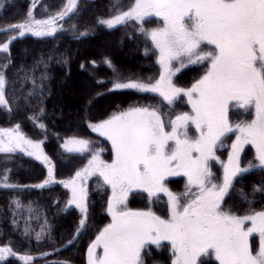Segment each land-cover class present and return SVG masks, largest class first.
Wrapping results in <instances>:
<instances>
[{
  "label": "snow or ice",
  "instance_id": "obj_1",
  "mask_svg": "<svg viewBox=\"0 0 264 264\" xmlns=\"http://www.w3.org/2000/svg\"><path fill=\"white\" fill-rule=\"evenodd\" d=\"M77 3L78 0H67L64 8L47 20L35 19L30 10L25 22L5 31L18 32L19 36L53 35L58 30L56 20L73 13ZM113 11L115 15L98 19L97 23L113 28L130 20L143 24L153 15L162 18L163 27L147 34L159 51L158 63L164 72L154 83L151 78L145 82L140 78L117 77L109 91L156 93L168 104L184 95L192 105L193 114L177 115L169 121L170 131L165 130L159 112L149 107H129L89 125L111 141L115 158L106 163L97 152L84 169L76 172L74 179L65 182V187L72 189L70 203H75L83 214L77 234L87 220L86 191L81 187L78 194L77 180L98 174L112 190L107 209L112 222L89 247L88 264H145L142 253L150 252L152 245L160 247L162 241L171 242L175 256L172 264H205L202 258L212 255L219 264H264V211L238 216L221 210L233 179L255 167L251 163L247 168L240 167L239 154L245 144L255 147L258 167L264 169V0H131L126 10L121 0H114ZM204 45L213 47L205 51ZM0 51L8 52V43L0 45ZM173 61L179 62L174 70ZM204 61L210 67L190 88L172 83V77L181 68ZM105 63L112 67L111 61ZM6 83L0 74V106L5 108L8 107ZM232 101L242 108L253 107L255 119L233 128L228 120ZM189 122L198 130L196 139L188 136ZM233 131L240 135L231 145L223 183L216 185L210 182L208 162L218 159L215 147ZM24 145L33 149L29 155L50 164L40 152L39 143L19 134V125L10 130L0 129V153L25 151ZM64 148L68 152L84 153L89 151L90 141L71 138ZM180 174L187 176L188 185L199 188V194H192L183 204L181 197L164 185L166 177ZM51 182L49 167V179L37 187L43 188ZM133 189H143L150 197L165 193L170 204L169 218L162 219L151 210L121 208ZM254 191H264V183L254 187ZM189 193L190 188L183 195L187 197ZM249 222L250 226L245 227ZM253 234L259 237L255 254L250 244ZM100 248L102 255L97 256L96 250ZM5 253L15 255L10 248L0 247V260ZM21 259L31 264V257Z\"/></svg>",
  "mask_w": 264,
  "mask_h": 264
},
{
  "label": "trees",
  "instance_id": "obj_2",
  "mask_svg": "<svg viewBox=\"0 0 264 264\" xmlns=\"http://www.w3.org/2000/svg\"><path fill=\"white\" fill-rule=\"evenodd\" d=\"M45 2L57 13L63 0ZM121 3L126 10L131 0ZM113 4L114 0H78L76 10L58 20L62 30L37 37L5 31L25 22L29 7L24 0H0V45L8 43V52L0 51V74L7 81L8 101L7 108L0 106V128L19 125V132L27 140L39 143L50 161L44 164L22 152L0 153V247L10 248L15 254L0 264H26L21 259L24 256L32 258L31 264H87L89 247L110 223V191L95 175L85 183L87 220L77 234L83 214L71 206L70 191L62 182L86 167L97 152L106 163L113 159L110 141L89 125L129 107L155 109L165 120L189 111L183 97L168 104L152 93L109 91L117 77L148 82L160 73L158 53L147 34L155 22L130 21L113 28L97 23L98 19L115 15ZM13 36L17 38L12 39ZM106 60L111 61L112 67ZM205 72V65L188 66L175 75L173 83L188 89ZM71 138L90 141L89 151L68 152L64 144ZM230 139L231 136L225 141L230 143ZM228 151L227 147L218 154L226 158ZM49 167L57 182L37 187L49 179ZM262 183L264 169L238 175L221 210L238 216L264 211V191H254ZM131 196L130 200L136 203L147 202L142 207H150L162 218L167 216L164 195ZM251 241L255 251L257 238ZM142 255L145 264H156L151 261V251Z\"/></svg>",
  "mask_w": 264,
  "mask_h": 264
},
{
  "label": "rangeland",
  "instance_id": "obj_3",
  "mask_svg": "<svg viewBox=\"0 0 264 264\" xmlns=\"http://www.w3.org/2000/svg\"><path fill=\"white\" fill-rule=\"evenodd\" d=\"M24 1H26L28 3L29 11L31 10L33 12V16L37 20H47L49 17H52V16L56 15V13H53L52 10L48 8L47 3L45 2V0H24ZM66 3H67V0H63L62 6H61L59 11H61V9L64 8ZM58 20L59 19L56 20V26H57V29H58L56 32L62 30V25L60 24V22ZM147 20H152V21L155 22V25L150 30H148V32H150L153 29H156V28H159V27H163V20H162L161 17H157V16L153 15L151 17H147L145 19V21H147ZM130 21H135V20H130ZM130 21H127V22H130ZM135 22H138V21H135ZM26 34H31V33H26ZM18 35H19V33H18ZM149 38L151 39L150 36H149ZM203 47H204L205 51H208V50H211L213 46L212 45H204ZM156 51L158 53V59L157 60H159V51H158V49H156ZM191 65H205L206 66V71H207V68L210 67V64L208 63V61H204L202 63L189 64V65H187V67L191 66ZM159 66H160V73H159V75H158V77L156 79L151 81L153 83L156 80H158L160 78V75L164 72L163 67L160 64H159ZM176 67H179V62L178 61H173V63H172L173 70ZM184 68H186V67H184ZM184 68H181V70L184 69ZM177 73L178 72H176L175 75ZM175 75L172 77V83H173ZM65 85L67 86L68 84L65 83ZM152 94H156V93H152ZM156 95H158V94H156ZM159 97H161V96H159ZM180 97H183L185 99V102L189 105V111L186 112V113H189L190 115L193 114L192 105H191V103L188 102V97L184 96V95H181ZM161 99H163V98L161 97ZM165 102H167V101H165ZM175 118H176V116H174L170 120H165L162 117V119L165 122V130L166 131H170L169 121L175 120ZM253 119H255V110H254L253 107L242 108V107L239 106L238 102H236V101L230 102V104L228 106V120H229V123L233 126V128H235V125H237V124H240V125L243 126L244 124L251 123V121ZM0 129H2V128H0ZM12 129H14V128H12ZM3 130H10V129H3ZM19 134H21V133L19 132ZM198 135H199L198 130H196L195 126L191 122H189V125H188V136H189V138L190 139H196L198 137ZM238 135H240V133L238 131H233L231 133H227L225 137L221 138V141L218 142L217 146L215 147V156L218 159L210 160L208 162L209 163V169H210V172H211V177H210V182L211 183H214L216 185H220V184L223 183L224 165L227 164V162H228V157H229V155L231 154V151H232L231 145L236 141V137ZM229 136H231L230 143L225 141V139L228 138ZM5 139H7V137H5ZM33 143H35V142H33ZM110 143H111V141H110ZM227 147H228V150H229L228 153H227V156H226V158H222L218 154V151L219 150H224ZM24 148H25V151H21V150L17 149L15 152L25 153L26 155L30 156L31 158H33V159H35V160H37V161H39L41 163L47 164V163L44 162V160L42 158L41 159H37L35 155H29L28 154V152L33 151V149L29 148L27 145H24ZM40 152L42 153L43 156H46L44 151H43V149H42V147H41V145H40ZM193 155L195 156L197 154L193 153ZM114 158H115V153H113V159ZM113 159H112V161H113ZM249 163L255 165V167H253L250 170L259 169L260 168V167H258L259 162L255 158V147L253 145H251V144H245L243 146V150L239 154V164H240L241 168H247ZM95 176H97V178L102 182L101 183L102 185L108 187V189L110 191V198H109V201H110L112 199L111 187L109 185H107L103 181V178L100 177L98 174H95ZM74 178H75V176L73 178L67 180V181H70V180H72ZM91 178H93L92 175H91V177L88 176L87 178H82L80 180H77L76 187H77L78 194H79V189L81 187H83L85 189V191H86V188H87L86 186L87 185H85V183H88ZM67 181H63L62 184L65 185V182H67ZM56 182H57L56 180L52 179L51 183L54 184ZM164 185L171 192H173L174 194H177V195H179L181 197V203L182 204L186 203L187 201H189L191 199V195L192 194H199L198 186H195V185H191L190 186V185H188V178H187V176H185L183 174H180L178 176H168V177H166L165 180H164ZM67 188L70 191V201H71L72 200V189L70 187H67ZM189 188H190V193L186 197L183 194L186 191H188ZM132 193H143V194H146L147 196H149L148 193L145 192L143 189H133V190L128 192L127 199H126V205H121L120 206L121 208H125L126 207L127 209H130V210H133V211H148V210H151L152 212H154L150 207L147 208L145 206H143V207L141 206V204L147 203V202H145V201L140 202L139 201L138 203H136L133 200H130V198L132 199V196H131ZM157 195H164L166 197V200H167L166 202H167V205H168V213H167V216L165 218H162V217L161 218L162 219H168L169 216H170V204H169V201H168V196L165 193H163V192L157 193ZM150 198H152V197H150ZM85 201H86V197H85L84 203H85ZM70 204H71V206L76 207V208H78L80 210V208L77 207V205L75 203H70ZM136 204H138V205H136ZM221 205H222V203H221ZM109 215H110V223H111L112 222V217H111L110 213H109ZM156 215L159 216L158 214H156ZM248 226H250V222L245 225V227H248ZM254 237L257 238V248L255 249V251H253L254 254H255V252H256V250L258 249V246H259L258 234H253V236L250 238L251 247H252V241L251 240ZM150 251L153 253V255L151 256V261H154L156 264H161L162 260L163 261L167 260L166 261L167 264H172L173 260L175 259V256L173 254V250H172V246H171V242L170 241H162L160 247H156L155 245H152ZM168 252H170L171 256L168 255ZM166 254H167V257H165ZM9 255L10 254L5 253L4 259H6ZM96 255L97 256L102 255V248L96 250ZM164 257L166 258V260L164 259ZM4 259H2V260H4ZM202 259H204L205 264H219V262L215 260V256L214 255H212L211 257H204ZM147 263H148V261H147ZM87 264H88V257H87Z\"/></svg>",
  "mask_w": 264,
  "mask_h": 264
}]
</instances>
